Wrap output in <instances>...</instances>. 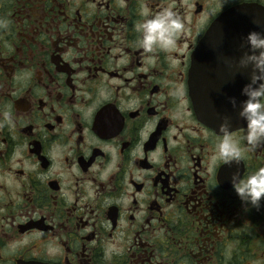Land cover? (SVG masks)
Wrapping results in <instances>:
<instances>
[{
    "label": "flooded vegetation",
    "instance_id": "1",
    "mask_svg": "<svg viewBox=\"0 0 264 264\" xmlns=\"http://www.w3.org/2000/svg\"><path fill=\"white\" fill-rule=\"evenodd\" d=\"M142 4L183 18L171 53L135 46ZM240 8L264 31V0H0V264H264V209L215 159L224 116L245 133Z\"/></svg>",
    "mask_w": 264,
    "mask_h": 264
},
{
    "label": "clouds",
    "instance_id": "2",
    "mask_svg": "<svg viewBox=\"0 0 264 264\" xmlns=\"http://www.w3.org/2000/svg\"><path fill=\"white\" fill-rule=\"evenodd\" d=\"M237 2L239 0H223L225 5ZM139 15L141 19L135 24V46L146 54L174 51L185 29L183 18L174 10V6H165L153 13L147 4H142ZM253 23L259 25L260 20L254 18ZM8 28L9 21L0 18V30L6 31ZM241 40L240 48L245 50L238 59L225 58V63L234 74L249 70L248 82L241 88V95L245 99L238 104L236 97L228 98L233 109L239 108L238 116L245 122V133L239 140L234 139L231 135V118L224 116L220 124L222 138L216 144L215 159L229 168L236 166L231 173L230 183L243 210L249 212L264 209V167L246 176L239 170L248 154L264 147V31L251 30ZM12 120L11 113L5 112L0 126L10 125ZM112 254L119 255L120 252L116 248L107 250L106 258L110 259Z\"/></svg>",
    "mask_w": 264,
    "mask_h": 264
},
{
    "label": "water",
    "instance_id": "3",
    "mask_svg": "<svg viewBox=\"0 0 264 264\" xmlns=\"http://www.w3.org/2000/svg\"><path fill=\"white\" fill-rule=\"evenodd\" d=\"M229 16L239 17L241 21H244V22L239 23L240 26H250V28H251V26H254L256 30L263 31L261 28L262 27L261 24L257 25L253 22L245 21V19L260 17L257 10L255 11L254 9H250V8L233 9L230 11ZM32 264H34V263H32Z\"/></svg>",
    "mask_w": 264,
    "mask_h": 264
}]
</instances>
